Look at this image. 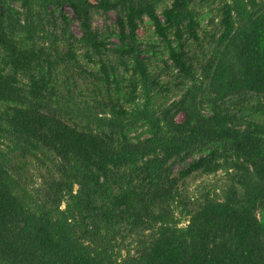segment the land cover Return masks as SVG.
I'll use <instances>...</instances> for the list:
<instances>
[{
	"label": "trees",
	"instance_id": "trees-1",
	"mask_svg": "<svg viewBox=\"0 0 264 264\" xmlns=\"http://www.w3.org/2000/svg\"><path fill=\"white\" fill-rule=\"evenodd\" d=\"M0 264H264V0H0Z\"/></svg>",
	"mask_w": 264,
	"mask_h": 264
},
{
	"label": "rangeland",
	"instance_id": "rangeland-1",
	"mask_svg": "<svg viewBox=\"0 0 264 264\" xmlns=\"http://www.w3.org/2000/svg\"><path fill=\"white\" fill-rule=\"evenodd\" d=\"M67 12L71 13V10H67ZM117 21V15L115 12H109L108 14H102V13H96L93 18V26L96 30L99 32H102L106 26H114V24ZM208 25H210L209 20H208ZM211 25L209 26V29H211ZM73 30L77 35H80V31L78 28L77 24H74ZM140 37L142 40H151V34H152V29L150 25L144 24L142 25L140 29ZM113 44L118 43V40L114 38L111 41ZM165 80H170V77L165 76ZM179 96L178 92H175L171 95L172 98H177ZM180 167H177L179 169ZM34 172V170H33ZM226 183V179L224 176L223 172H220L218 175L214 176H203L199 177L197 176L196 178H189L188 179V187L190 188V192L195 196H199L202 194V192H214V190L218 188L224 187V184ZM186 223H183L182 226H184Z\"/></svg>",
	"mask_w": 264,
	"mask_h": 264
}]
</instances>
